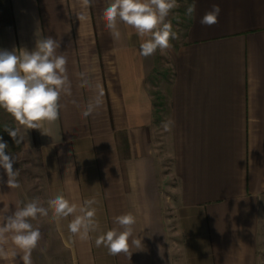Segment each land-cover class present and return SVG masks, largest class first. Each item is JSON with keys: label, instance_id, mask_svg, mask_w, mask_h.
<instances>
[{"label": "crops", "instance_id": "crops-1", "mask_svg": "<svg viewBox=\"0 0 264 264\" xmlns=\"http://www.w3.org/2000/svg\"><path fill=\"white\" fill-rule=\"evenodd\" d=\"M193 2L183 41L165 50L172 66L167 171L148 82L156 53L143 57L141 38L123 23L122 39L112 38L103 20L108 0L87 9L81 0H6L0 49L31 52L51 36L70 81L47 135L2 109L23 137L19 152L37 153L47 202L94 199L99 225L81 240L68 229L72 216L49 210L52 230L40 233L56 238L60 259H42L36 247L31 264H264V0ZM213 5L218 23L201 25ZM97 85L102 103L84 116ZM0 177L7 180L2 168ZM24 200L21 185L0 183V224ZM127 213L136 217L131 239L142 248L111 255L97 247L98 236L118 227L113 218ZM4 247L9 255L0 264H22V253L13 257L12 244Z\"/></svg>", "mask_w": 264, "mask_h": 264}, {"label": "clouds", "instance_id": "clouds-1", "mask_svg": "<svg viewBox=\"0 0 264 264\" xmlns=\"http://www.w3.org/2000/svg\"><path fill=\"white\" fill-rule=\"evenodd\" d=\"M91 5L92 0H81V8L87 9ZM177 7V0H108L103 10V20L109 34L117 41L122 39L120 23L134 29L142 40L140 54L147 58L157 50L163 53L171 47V40L179 38L167 20ZM195 11L196 5L193 2L187 6L185 14L192 17ZM220 12V7L213 5L202 16L201 25L211 27L218 23ZM58 48L60 43L48 36L37 40L35 50L31 52L20 49L17 54L16 49H0V109L9 113L24 128L39 129L45 135V124L50 125L59 118L62 94H70L67 57L58 55ZM80 75L84 77L85 73ZM87 84L88 80L84 79L82 86ZM96 87L99 93L88 103L84 116L90 115L102 103L103 89L100 85ZM164 127L169 128V123H165ZM4 130L17 145L23 141L18 128L5 127ZM7 149V142L0 137V168L7 176L6 181L0 177V183H6L8 188L14 189L20 187L19 173L13 167L16 159ZM95 203L94 199H88L78 206L63 195H57L48 200V207L41 206L37 198L16 208L10 215H6L7 211L3 224H0V257H8L4 245L11 243V255L15 257L22 253V264H31V253L37 247L41 233L30 220L48 216L49 210L57 218L72 216L68 224L69 231L81 240L90 239L89 234L99 227L95 218L96 209L93 207ZM113 223L118 227L98 236L95 240L97 247L104 246L111 255L129 254L132 245L142 248L141 240L131 239L136 224L133 214L116 216Z\"/></svg>", "mask_w": 264, "mask_h": 264}, {"label": "rangeland", "instance_id": "rangeland-1", "mask_svg": "<svg viewBox=\"0 0 264 264\" xmlns=\"http://www.w3.org/2000/svg\"><path fill=\"white\" fill-rule=\"evenodd\" d=\"M177 3L178 7L175 8L168 17V22L172 24L173 31L177 32L179 36L178 39L170 41L174 46L183 41L184 32L189 20V17L185 13L187 6L190 4V0H177ZM5 8L6 0H0V19L1 17L4 18L6 12ZM155 58L156 67L148 82L155 105L156 124L158 125L156 131V148L158 154L162 156L165 170L168 171L170 159L168 157L167 130L164 124L166 123L167 116V91L172 79V66L168 52L166 51L161 53L157 50ZM5 127L13 129V124L7 113L0 109V137L8 144V149L6 151L16 159V163L13 167L17 169L19 173L18 181L22 188L24 201L28 203L38 198L41 206L48 207L44 180L40 169V160L37 153L19 152L18 145L9 136L8 132L4 130ZM165 214L172 219L173 213L169 206H167ZM33 221L35 223H33ZM31 223L32 225L35 224V227L46 235L52 230L49 215L46 217L39 216L37 219L31 220ZM172 223L174 222L172 221ZM57 252L58 246L54 236L48 239L44 235L40 238L37 245V253L40 258L44 259V257H46L48 259L51 256L54 261L53 263H55L60 259V255Z\"/></svg>", "mask_w": 264, "mask_h": 264}]
</instances>
